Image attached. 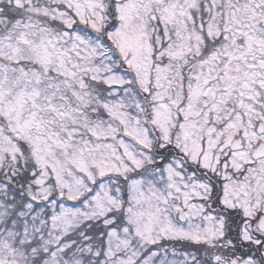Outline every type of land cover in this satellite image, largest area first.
<instances>
[{
	"label": "snow or ice",
	"instance_id": "obj_1",
	"mask_svg": "<svg viewBox=\"0 0 264 264\" xmlns=\"http://www.w3.org/2000/svg\"><path fill=\"white\" fill-rule=\"evenodd\" d=\"M0 264H264V0H0Z\"/></svg>",
	"mask_w": 264,
	"mask_h": 264
}]
</instances>
